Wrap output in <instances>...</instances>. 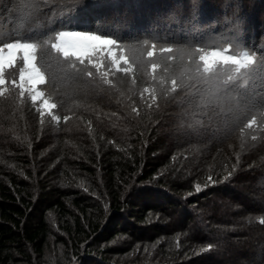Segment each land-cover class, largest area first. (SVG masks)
I'll use <instances>...</instances> for the list:
<instances>
[{
  "label": "trees",
  "instance_id": "obj_1",
  "mask_svg": "<svg viewBox=\"0 0 264 264\" xmlns=\"http://www.w3.org/2000/svg\"><path fill=\"white\" fill-rule=\"evenodd\" d=\"M106 1L112 3L108 15L120 8L118 18L126 13L127 0ZM170 2L175 9L159 14V22L143 19L125 31L127 23L110 22L94 5L67 19L77 28L97 22L119 28L126 39L142 38L153 26L183 39L178 29L190 27L184 21L191 0ZM209 2L200 0L199 24L220 21L225 11L236 14L243 44L258 57L264 54V0ZM46 13L43 0H0V33L32 29L45 35L49 15H55ZM173 13L180 23L168 29ZM247 16L255 28L242 19ZM29 17L34 19L28 22ZM39 55L52 99L60 105L54 114L61 119L45 114L41 123L26 93L21 98L18 92L13 101L0 96V264H264L259 62L247 89L232 87L216 99L211 85L195 82L189 73L184 77L189 87L159 95L158 107L149 108L151 101L142 100L140 92L153 84L141 73L135 85L123 74L110 76L113 88L98 76L67 78L55 53ZM160 62L177 78L188 66L187 59L184 65ZM65 115L71 117L67 122ZM253 117L256 126L244 127ZM198 125H203L199 134L189 130Z\"/></svg>",
  "mask_w": 264,
  "mask_h": 264
},
{
  "label": "snow or ice",
  "instance_id": "obj_2",
  "mask_svg": "<svg viewBox=\"0 0 264 264\" xmlns=\"http://www.w3.org/2000/svg\"><path fill=\"white\" fill-rule=\"evenodd\" d=\"M101 3L103 0H43L48 9L46 15L55 14L49 15L50 30L45 35H34L32 29L7 35L0 33V96L7 90L5 85L10 83L12 87L19 89L21 98L25 96V92L28 93L39 112L41 123L44 122L45 114L53 121H60L61 117L54 114V110L60 105L45 98L44 92L40 90L41 85L48 83V76L40 63L43 57L39 55L45 50L57 55L62 73L71 79L98 76L103 84L114 88L116 85L110 76L123 74L135 85L137 74L141 73L153 84L151 88L144 87L140 92L142 100L151 101L147 104L149 108L154 105L158 107L156 102L159 95L167 97L178 89L189 87L184 82L186 74L190 73V78L195 82L211 85L216 99H220L227 96L232 87L247 89L251 83L248 78L253 76L258 62L259 67L264 69V54L258 57L256 51L243 44L242 21L236 14L229 16L225 11L220 21L201 25L198 23L200 0H191L189 17L184 21L190 27L178 29L183 34V39L174 35H162L156 26H153L151 32L144 33L142 38L132 34L126 39L119 33V28L108 29L99 22L94 28H77L67 19L89 5L98 6ZM31 7L43 11L38 3H33ZM32 19L34 17H29L28 22ZM58 21L64 22L58 24ZM179 23V17L173 13L167 18L165 27L170 29L172 24ZM217 27L221 28L219 33L215 32ZM261 39L264 41V37ZM261 48H264V44ZM96 58L101 62L97 63ZM162 58L169 62L179 61L180 65H184L187 59L188 66L183 68L177 78L170 74L169 65L161 64ZM146 68L150 71H145ZM161 68L162 73L157 71ZM10 71L12 76L8 79L6 73ZM242 77L244 79L238 83ZM239 95L245 96L243 92ZM209 110H213L211 102ZM132 111L138 112V109L134 107ZM70 118L65 115L63 120L67 122ZM256 124L257 120L253 117L244 127L251 129ZM202 129L203 125H198L189 130L199 134ZM196 191H200L199 185L196 186ZM259 223L264 224V219L259 220ZM211 248L209 245L204 251H210Z\"/></svg>",
  "mask_w": 264,
  "mask_h": 264
},
{
  "label": "rangeland",
  "instance_id": "obj_3",
  "mask_svg": "<svg viewBox=\"0 0 264 264\" xmlns=\"http://www.w3.org/2000/svg\"><path fill=\"white\" fill-rule=\"evenodd\" d=\"M209 1H210L209 3L211 5H213L214 3H216V0H209ZM128 2H130V3H128ZM218 2H220V4L223 3V1L222 2L221 1H218ZM111 4L112 3H110L109 1L103 2V3H101L98 6H94V8H95L94 11L95 12H104L107 16H110L108 18V20L110 22L111 21L114 22V21H116L118 19L119 22L118 21H116V22H117L118 25H121V27L124 25L122 23H127L125 25V27L122 28V30H124V31L127 30V29L132 28L135 25L136 21L139 22V21H142L143 19L144 20H147V21H152L155 18L153 20V23H152V24H155L156 22H159V18H158L159 17L158 16L159 14H164V13L167 14L168 12H165V11L166 10L169 11L170 10V6H171V9L172 8L175 9L174 5L171 4L170 0H154V1L153 0H138V1H136V0H130V1H128L127 0V3H125L124 6L122 7L126 11V13L121 14V18L122 19H127L128 18V19L123 22L121 18H118L117 17V15L120 14L118 12L121 11L120 10L121 9L120 7H119L120 8L119 11H116V13H115V11L112 12V13H114L113 15H108L107 14L108 12H110L109 8H107V7L109 5H111ZM119 5H123V4L120 3ZM102 6L106 7L107 9L100 8ZM160 8L163 9L164 11L160 10ZM170 12H173V11H170ZM154 13H155V16L153 17L152 15ZM250 15H254V13H253V11L248 10V16L251 18ZM248 16L245 17V18L243 17L242 19H244V20L246 19L247 21L246 20L245 21L248 22L250 25H252V27L255 28L256 27V22H254V21L253 22L248 21L249 20V17ZM140 17H142V18H140ZM109 21H107V25H109L108 24V23H110ZM96 62L99 63L101 61H100L99 58H96ZM105 63H107V61H105ZM11 76H12V72L11 71L9 73H6V78L11 79ZM5 88L7 90L4 92L3 95H5V97H7L6 99L7 100H10V101L15 100L14 98H15L16 94L19 92V89L12 87L10 83L7 84V85H5ZM40 90L44 92L45 98H48L51 101H53L52 95H51L50 90H49L48 83H46L45 85H41L40 86ZM25 93L28 95L27 92H25ZM231 111H232L233 116H235V112H233V109ZM260 127L261 128H264V122H262V125H260Z\"/></svg>",
  "mask_w": 264,
  "mask_h": 264
}]
</instances>
